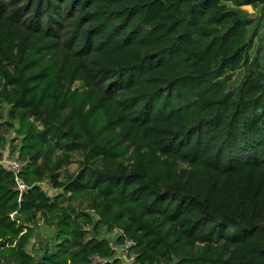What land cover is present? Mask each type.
<instances>
[{
    "label": "trees",
    "instance_id": "trees-1",
    "mask_svg": "<svg viewBox=\"0 0 264 264\" xmlns=\"http://www.w3.org/2000/svg\"><path fill=\"white\" fill-rule=\"evenodd\" d=\"M242 6L264 0H0L27 187L0 166V264H122L100 228L135 264H264V67L247 38L263 15ZM12 214H41L54 244L30 255Z\"/></svg>",
    "mask_w": 264,
    "mask_h": 264
},
{
    "label": "rangeland",
    "instance_id": "rangeland-1",
    "mask_svg": "<svg viewBox=\"0 0 264 264\" xmlns=\"http://www.w3.org/2000/svg\"><path fill=\"white\" fill-rule=\"evenodd\" d=\"M228 7L230 9L232 8L231 6ZM240 10L246 13L251 19H255L259 17L261 14L263 15V20L261 21L260 25L255 29L253 28L249 29L247 35V38H249L253 33H255L254 44L251 48V51L253 52L251 53L250 60H252L253 62L254 59L255 60L257 59V64L259 65V67L261 66L263 68L264 67V11L263 13H261L262 11L260 10V8L253 9L248 6H242L240 7ZM243 72H244L243 69H239L235 71L234 74L231 73L227 74L225 78H223L226 80L225 85L228 87L231 85L233 86L235 84H238L239 79L243 76ZM1 84H2V80L0 79V85ZM74 88L81 89L82 86L80 84H75ZM16 128H17L16 124L13 121H11L9 118V107L4 103L0 102V131L4 139L2 148L0 150L2 155L0 166L7 171L9 170L6 167L5 161L7 162V161H13L15 159H19V162L24 163L23 170H25L26 167L25 166L26 161L17 157V153L20 147V138L16 135ZM72 157H73L72 163L68 167L61 168L59 170L60 179H63L65 173L64 171H67L66 173H72L76 171L77 164L80 161V158L78 155H73ZM46 180H47L46 177L42 178L39 183V186H41V188L44 189L45 193L49 197L53 198L54 197L53 194L55 192L51 189V184L48 183ZM46 182L48 185H43ZM66 197L68 196H65L64 199H66ZM89 214L92 215L91 213ZM10 217L13 221L15 220L17 225L20 224L25 227L23 233L30 231V235L28 236L29 237L28 244L25 248L26 252H28L30 255L36 256L37 254H40L43 251L45 245L52 246L54 244V239H53L55 236V229L53 227L54 225L53 223L46 224L41 214H36L34 220L32 221H30V219L28 221V219L25 217L22 218L21 220H19L18 218L17 220L15 214H12ZM97 234L101 239H104V241L107 244H109L111 247L113 246V249L116 252L115 257L118 258L122 264H127L125 260L122 258L124 244L121 245L116 244L117 242L116 239L119 237L118 235H116V233H114V230L108 232L106 228H100ZM125 241L128 242V240ZM129 253H131V251ZM95 262H97V259L94 258V263ZM173 263H177V261H173ZM151 264H170V261L160 260L157 263H154V261H152Z\"/></svg>",
    "mask_w": 264,
    "mask_h": 264
},
{
    "label": "built area",
    "instance_id": "built-area-1",
    "mask_svg": "<svg viewBox=\"0 0 264 264\" xmlns=\"http://www.w3.org/2000/svg\"><path fill=\"white\" fill-rule=\"evenodd\" d=\"M5 164H6V167L8 168V170L10 171V173H12V175L14 177L15 190L17 191L19 196L22 195L23 193L26 192V189H27L25 184L21 181V179H19V174H21L23 169H24V163L23 162L21 163V162H19L18 159H15L13 161H7V162L5 161ZM47 182L44 183L43 185H48ZM114 233H116V235H118V237L123 236L121 232H118L116 230H114ZM132 246H133L132 242H130V241L124 242V250H123L122 258L125 260V262L127 264L128 263L133 264V263H135V260H136L135 254L131 251ZM130 251H131V253H129ZM95 263H97V262H95Z\"/></svg>",
    "mask_w": 264,
    "mask_h": 264
}]
</instances>
